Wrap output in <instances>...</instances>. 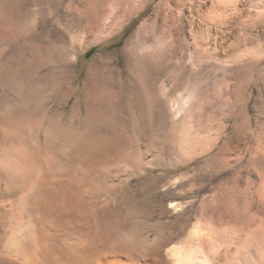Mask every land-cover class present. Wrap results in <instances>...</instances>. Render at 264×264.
<instances>
[{
    "label": "rangeland",
    "instance_id": "rangeland-1",
    "mask_svg": "<svg viewBox=\"0 0 264 264\" xmlns=\"http://www.w3.org/2000/svg\"><path fill=\"white\" fill-rule=\"evenodd\" d=\"M15 1L10 27L0 0V59L18 69L0 83L58 91L79 55L129 114L115 188L124 167L147 248L264 264V0Z\"/></svg>",
    "mask_w": 264,
    "mask_h": 264
},
{
    "label": "bare ground",
    "instance_id": "bare-ground-1",
    "mask_svg": "<svg viewBox=\"0 0 264 264\" xmlns=\"http://www.w3.org/2000/svg\"><path fill=\"white\" fill-rule=\"evenodd\" d=\"M6 12L13 27L15 0ZM78 56L63 61L71 73L58 91L30 98L23 84L0 83V264H184L183 252L164 254L158 237L147 248L124 167L116 192L130 117L115 111L112 93L82 72ZM5 68L17 74L13 61L0 59V76Z\"/></svg>",
    "mask_w": 264,
    "mask_h": 264
},
{
    "label": "trees",
    "instance_id": "trees-1",
    "mask_svg": "<svg viewBox=\"0 0 264 264\" xmlns=\"http://www.w3.org/2000/svg\"><path fill=\"white\" fill-rule=\"evenodd\" d=\"M95 49H96V47L91 48V49L87 52L86 56H89L90 54H92V53L95 51Z\"/></svg>",
    "mask_w": 264,
    "mask_h": 264
}]
</instances>
